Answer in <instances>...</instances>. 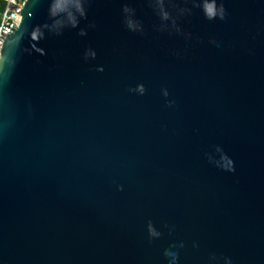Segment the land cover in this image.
I'll return each instance as SVG.
<instances>
[{
  "label": "water",
  "instance_id": "obj_1",
  "mask_svg": "<svg viewBox=\"0 0 264 264\" xmlns=\"http://www.w3.org/2000/svg\"><path fill=\"white\" fill-rule=\"evenodd\" d=\"M16 14L0 264H264V0Z\"/></svg>",
  "mask_w": 264,
  "mask_h": 264
},
{
  "label": "built area",
  "instance_id": "obj_2",
  "mask_svg": "<svg viewBox=\"0 0 264 264\" xmlns=\"http://www.w3.org/2000/svg\"><path fill=\"white\" fill-rule=\"evenodd\" d=\"M26 0H0V48L7 35L11 34L12 26L19 25L22 15L16 12L22 10ZM1 56V52H0Z\"/></svg>",
  "mask_w": 264,
  "mask_h": 264
}]
</instances>
